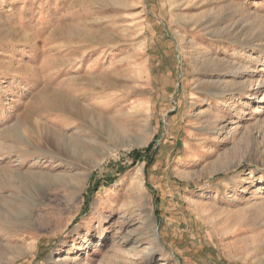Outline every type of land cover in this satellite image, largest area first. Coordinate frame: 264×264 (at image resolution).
I'll list each match as a JSON object with an SVG mask.
<instances>
[{
	"label": "rangeland",
	"instance_id": "obj_1",
	"mask_svg": "<svg viewBox=\"0 0 264 264\" xmlns=\"http://www.w3.org/2000/svg\"><path fill=\"white\" fill-rule=\"evenodd\" d=\"M0 264H264V0H0Z\"/></svg>",
	"mask_w": 264,
	"mask_h": 264
},
{
	"label": "bare ground",
	"instance_id": "obj_2",
	"mask_svg": "<svg viewBox=\"0 0 264 264\" xmlns=\"http://www.w3.org/2000/svg\"><path fill=\"white\" fill-rule=\"evenodd\" d=\"M54 95L56 99L58 100V102L60 103V106H63L65 109L71 107L73 109L74 115H77L80 113H84V114L90 113L89 110L81 104V100L78 95H65L63 93H57ZM96 245H101V244L99 243Z\"/></svg>",
	"mask_w": 264,
	"mask_h": 264
},
{
	"label": "trees",
	"instance_id": "obj_3",
	"mask_svg": "<svg viewBox=\"0 0 264 264\" xmlns=\"http://www.w3.org/2000/svg\"><path fill=\"white\" fill-rule=\"evenodd\" d=\"M134 153L137 155L138 154V151H135Z\"/></svg>",
	"mask_w": 264,
	"mask_h": 264
}]
</instances>
